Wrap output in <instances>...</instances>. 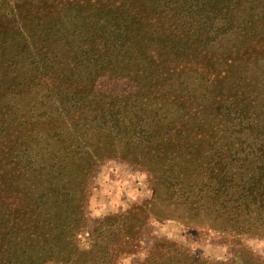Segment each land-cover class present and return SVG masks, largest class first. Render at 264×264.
Listing matches in <instances>:
<instances>
[{"label":"trees","instance_id":"16d2710c","mask_svg":"<svg viewBox=\"0 0 264 264\" xmlns=\"http://www.w3.org/2000/svg\"><path fill=\"white\" fill-rule=\"evenodd\" d=\"M38 1L36 5L42 6L39 8L36 6L32 11L19 9V30L26 38V42L33 29H36L34 34L41 31V36L49 30L60 33L58 40L53 41V47L60 45L59 51L65 55L63 58L58 57L57 63L51 60L50 68L41 59L33 60L36 67L34 72H39L35 77L28 71L24 62L15 63L13 60L14 53L24 50V40L23 44L15 43V46L8 51L6 59L4 58L5 60L0 64V72L6 71L8 74L6 78H11L9 77L11 73L18 81L17 88L11 89L13 98L12 103L8 105L11 113L7 115L14 116L17 122L21 118L24 119L23 126L28 129L27 137L33 138L29 146L30 156L27 155L26 168H22L17 157H12L10 163L0 171V179L16 174V177H12V181L18 185L14 187L15 191L12 193L7 189H1L0 227L12 229L10 226L13 224V230L15 228L28 233V236L22 238L25 244H19L28 247L20 248L23 249L24 255L22 264H47L54 261H59V264H102L96 259L97 254H100L98 250L76 252L72 248L78 229L81 227L80 220L81 224L83 222L82 212L79 211L81 207L77 202L79 194H75V185L78 184V191L83 192L81 182L84 183V180L80 178V173L82 171L89 173L95 168L99 160L96 151L100 147L107 143L116 147L126 135L133 134L131 132L133 123L138 121L139 115L133 113L127 121L129 116L123 111L121 116L123 123L120 122L122 126L117 133L108 124L111 122L108 118L118 115L111 111L101 110L107 121L100 119L97 120L96 125L91 122L80 124L76 119H81L77 118L81 110L93 107L94 104L97 105L96 109H99V104L107 98L104 93L97 92V88L89 91L87 89H91L93 84L104 78L110 81L114 75L128 77L130 75L140 89L120 97L127 102L133 99V102L137 101L133 105L141 111L140 113H142L140 107L150 97L154 98L151 105L159 104L155 119H152L151 115L148 116L151 124L158 128L148 123L142 127L138 126L137 133L145 137V141L154 140L157 143L158 139H162L164 144L174 147V141L178 139L186 142L184 138L187 135H195V132L205 133L216 111L214 108L216 103L212 104L213 107L207 104L212 102L209 94L219 83L218 80L208 79V75L213 73V67L218 70L223 67L227 69V59L232 57L230 59L232 62L240 59L236 55L237 48H249L253 45H261L264 48V0L260 2L262 6L260 18L242 25L238 28V32L233 29L232 24L235 19L231 13L236 3L244 6V0H70L75 1V4L72 3V7L66 8L68 4L65 3L66 6L59 9L56 14L54 13L58 7L49 10L50 6H44L46 1L50 2V0ZM255 3L258 2L251 0L248 2L253 8ZM42 7L45 8V12ZM203 12L208 13L207 17L202 16ZM52 14L54 18H51ZM85 14L87 16L82 17ZM158 20L160 23L156 24ZM206 21H217L221 24L215 36H211L209 31L206 41H202V23ZM224 21L226 24L221 28ZM233 35H237L234 41ZM68 36L72 38L71 42ZM255 40L259 43L254 42ZM71 46L77 51L74 60L83 56L88 58L89 68L84 69L85 77L83 76L85 80L79 81L80 74L76 76L78 81L72 78L71 70H66L64 74L55 71L59 69L58 67H68V63L70 64V58L66 59V54L73 56ZM223 47L226 50H223ZM196 55L202 57L199 60L201 61L199 68L205 65L204 68H200L201 70L194 69L192 64ZM158 57L157 62L155 59ZM128 61H131L133 66L125 67L124 64L128 65ZM139 62L143 63L141 68L138 67ZM147 63L150 64V68H154L151 75L145 68ZM129 68L134 69L129 70ZM230 71L229 67L228 72ZM187 75L194 77L190 78ZM48 77H53L51 81L49 80L51 86L41 87L44 79ZM140 77L142 82L136 80ZM212 77L215 78L213 75ZM184 80L189 82L188 98H185L186 94L183 92L185 89L182 88L174 89L171 94L160 95V92L172 90L177 83H180L179 86L184 85ZM197 81H202V84L206 85L208 94L201 96L198 89L193 92L188 90L190 85ZM194 85L200 87L198 84ZM48 91L50 93H47ZM170 107L171 113L176 111L175 114H171L172 116L168 114ZM149 109L151 111L152 107ZM221 116L223 117L222 114ZM178 123H181V126ZM7 131L11 132V129ZM208 132L211 135L212 128L206 131ZM228 148L216 156L213 155L210 164H206V157H203L205 171L208 174L206 187L199 178L193 185H187L186 180L178 184H172L170 181L172 188L167 195L170 204L188 195L192 198L194 195L201 196L199 197L201 200L205 189L212 187L213 180L219 181L220 178L229 177L236 186L238 180L243 181L239 177L238 169L234 167L236 162L241 164L246 162L249 153L248 156L242 157L240 154L244 149L236 150L234 146ZM251 148L247 146V149ZM258 148L264 155V144ZM13 166H15L14 170ZM7 169L10 171L7 172ZM50 169L56 170L57 179L51 178ZM252 180L249 179L244 183L243 188L255 192L256 198L260 200V190L264 189V186L259 179L253 182ZM27 183L28 190L24 195L21 192L16 193L20 189L19 186ZM35 190L42 191V202H45L46 198L47 213L41 211V206L32 197L31 193ZM237 192L238 190L235 193ZM187 199L189 200L188 197ZM8 233L11 234V231ZM106 251V256L114 257L112 252ZM19 252L21 251L17 252L18 255ZM11 257L12 253L9 258ZM111 258L107 259L106 264H113Z\"/></svg>","mask_w":264,"mask_h":264},{"label":"rangeland","instance_id":"374dc122","mask_svg":"<svg viewBox=\"0 0 264 264\" xmlns=\"http://www.w3.org/2000/svg\"><path fill=\"white\" fill-rule=\"evenodd\" d=\"M36 2L39 1L0 0V64L6 59L8 51L15 46V43L23 44L25 40L24 50L14 53L13 60L15 63L24 62L28 71L32 72L35 77L39 72H34L36 67L33 60L41 59L50 68L52 61L57 63L58 57L63 58L65 55L59 51L60 45L53 47V41L58 40L60 33L49 30L41 36V31L34 34L36 29H33L26 42V38L19 30V9L32 11L36 6L37 8L42 6L41 4L36 5ZM74 2L50 0V2L46 1L44 6H50L49 10L58 7L54 13L56 14L59 9L66 6L65 3L68 4L66 8H70L72 3L75 4ZM244 2V6L236 3L231 13L235 19L232 24L235 32H238V28L242 25L258 20L261 16V0H251V2H258L253 5L254 8L248 4L249 0H244ZM42 8L45 12V8ZM54 14L51 18H54ZM207 15L208 13H202L204 17ZM23 16L25 17V14ZM86 16L85 14L82 17ZM157 23H160L159 20ZM220 24L217 21L203 22L202 41H206L209 31L211 36H215ZM225 24L224 21L221 28ZM233 36L234 41L237 35ZM68 37L71 42L72 38ZM254 42L259 43L256 40ZM71 49L73 56L66 54V59L70 58L68 67H58L59 69L55 71L64 74L66 70H71L72 78L78 81L76 76L80 74L79 81L85 80L84 69L89 68L88 58L83 56L74 60L77 51L72 46ZM236 52L237 58L240 57V59L232 62L231 57L227 59V69L223 67L218 70L213 67V73L208 75V79L219 82L209 94L212 102L207 103L211 104L210 107L216 103L215 116L207 129L212 128V134L206 133L207 130L206 134L195 132V135L190 134L184 138L186 142L179 141V139L174 141V147L164 144L162 139H158L156 143L154 140L145 141V137L138 135V126L142 127L148 123L158 128L151 124L148 116L151 115L152 119H155L159 104L151 105L154 98L150 97L140 107L142 110L140 113L141 111L133 105L137 101L133 102L134 99L124 101L120 95L135 93L140 89L130 75L129 77L114 75L110 81L104 78L93 84L91 89H87L89 91L97 88V92L104 93L107 98L99 104V109H96L97 105L94 104L93 107L81 110L77 117L81 119H76L80 124L91 122L96 125L97 120L107 121L106 117L101 114V110L111 111L118 115L108 118L111 120L108 124L117 133L122 126L120 122L123 123L121 117L123 111L129 116L127 121L133 113H137L139 117L138 121L133 123L131 130L136 136L126 135L121 142L116 144V147L108 143L100 147L96 151L99 160L95 168L89 173L85 171L80 173V178L84 180V183L81 182L83 192L78 191L77 184L75 194H79L77 202L81 207L79 211L82 212L83 222L81 224L80 220L79 226L81 227L78 229L75 244L72 246L76 252L96 249L100 253L97 254L96 259L102 264L108 263L107 259L111 258V256H106V250L114 254L111 258L113 264H264V189L260 190L261 199L259 200L255 192L243 188V184L249 179H253L252 182L259 179L264 186V155L258 148L264 144V135H261L264 133V48L261 45H253L249 48H237ZM201 58L198 55L193 58L194 69L201 66V61H199ZM155 60L158 62L159 57ZM179 62L182 64L181 60ZM126 64H124L125 67L133 66L131 61H128V65ZM142 66L143 63L139 62L138 67ZM150 67L149 63L145 66L149 75L154 70ZM204 67L202 65L200 68ZM229 67L230 72H228ZM200 68L198 70H201ZM131 69L134 68H129ZM6 76H8L6 71L0 72V171L10 163L12 157H17L22 168H26L27 155L30 156L29 146L33 139L27 137L28 129L23 126L24 119L21 118L17 122L14 116L7 115L11 113L8 108L13 98L11 89L17 88L18 81L11 73H9L11 78H6ZM193 77L190 76V78ZM52 78L44 79L41 87H50ZM136 80L142 82L141 77ZM183 82L184 85L179 86L180 83H177L172 90L166 91L167 93L160 92V95L171 94L174 89L182 88L185 89L183 90L186 94L185 98H188L187 88L189 86L187 84L189 82L186 80ZM194 84L200 87L197 88ZM190 86L189 91L193 92L198 89L201 96L208 94V89L202 81L194 82ZM149 107H152L151 111ZM175 113L176 111L171 113L170 107L168 114L172 116L171 114ZM178 125L181 126V123ZM8 129H11V132L7 131ZM33 146L32 144V148ZM229 146L230 148L234 146L236 150L244 149L240 154L242 157L249 155L248 160L250 161L247 160L243 164L236 162L234 167L238 169L239 177L243 181L238 180L236 186L229 177L220 178L219 181L213 180L212 187L205 189L201 200H199L201 196L194 195L192 198L188 195L189 200L183 197L170 204L167 199L172 188L170 181L172 184H178L186 180L187 185H193L199 178L205 186L208 174L205 171L203 157H206V164H210L213 155L216 156L226 151ZM247 146L255 150L247 149ZM49 159L53 162L52 158L49 157ZM53 159L59 160V158ZM50 170L51 178L57 179L56 170ZM16 176L15 174V176L0 179V192L1 189H7L10 193L14 192V187L18 185L12 181V177ZM27 187L28 183L19 186L20 189L16 193L21 192L24 195L28 190ZM236 190H238L237 194ZM31 195L41 206V211L47 213V200L44 197L45 202H42V191H32ZM11 227L12 229L0 227V264L11 262L22 264L24 255L23 249L20 248L23 246L24 249L28 248L27 245H19L25 244L22 238L25 235L28 236V233L15 228L14 231L13 224ZM10 231L11 234L8 233ZM18 251H21L19 255ZM11 253L12 257L9 258ZM58 262L47 264H59Z\"/></svg>","mask_w":264,"mask_h":264}]
</instances>
